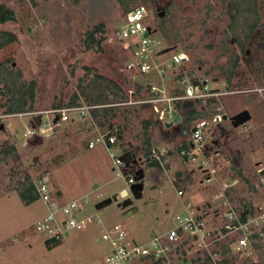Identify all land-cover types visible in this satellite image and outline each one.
<instances>
[{"label": "rangeland", "instance_id": "1", "mask_svg": "<svg viewBox=\"0 0 264 264\" xmlns=\"http://www.w3.org/2000/svg\"><path fill=\"white\" fill-rule=\"evenodd\" d=\"M230 1L0 0L16 17L15 21L0 24V30L17 37V42L0 50V64L6 63L11 71L19 70L22 82L36 83L33 110L66 105L75 94L80 96L77 103H90L87 97L99 92L106 102L124 101L129 98V91L134 90L136 71L128 64L134 57L129 46L138 38L123 41L117 33L127 13L145 5L153 37L161 49H171L155 61L185 54L188 60L169 71L176 69L178 75L190 81L208 80L211 87L227 92L216 103L186 101L182 113L196 111L201 117L171 131L153 124L149 128L151 143L166 147L189 140L192 129L203 124L205 145L194 158H185V172L196 171L191 174L193 181L187 183L185 196L193 195L197 205L204 204L201 210L205 213H211L210 209L225 212L230 208L240 214L255 213L259 207L264 211L260 175L264 164V0H257L259 26L247 45V52L239 53L238 68L229 83L225 74L234 49L238 50L227 30ZM89 33L103 39L101 51L86 48ZM145 79L168 91L182 88L174 80L161 81L156 73L145 75ZM113 84L122 89L125 98ZM9 98L4 84L0 85V115L6 114ZM245 110L251 115L246 123L249 130L243 125L234 127L230 121ZM217 114L228 119H218ZM151 119V112L135 106L116 108L100 118L103 130L119 129L122 149L132 145L134 159L128 171H138L136 184L142 187V193L137 195L113 169V159L104 146L87 148V141L97 134L91 131L88 121L64 123L47 140L37 137L26 141L23 134L29 118H15L9 124L0 120V264H108L106 259L112 245L102 237L104 226L122 224L139 239L169 229L172 218L184 214L186 207L183 212L165 214V207L174 206L181 198L178 195L181 183L173 181L178 180L179 171L175 159L170 158L162 175L142 172L149 167L147 161L143 164L138 161L146 159L143 124ZM11 147L15 151L6 154ZM122 149L114 146L111 153L119 155ZM187 150L190 152L191 148L188 146ZM160 176L164 179L154 182V177ZM26 177L48 181L53 189L62 192L63 201L79 200V217L94 216L96 220L91 225L85 223L83 230L71 231L58 246L49 247L45 236L36 232L37 224L47 216L46 205L38 200L26 206L19 197ZM207 177L213 178L210 183L205 181ZM123 190H130L128 198L133 200L132 205H119L124 201L120 197L111 201ZM261 238L242 262L264 264V238Z\"/></svg>", "mask_w": 264, "mask_h": 264}, {"label": "built area", "instance_id": "2", "mask_svg": "<svg viewBox=\"0 0 264 264\" xmlns=\"http://www.w3.org/2000/svg\"><path fill=\"white\" fill-rule=\"evenodd\" d=\"M149 10L145 5H140L129 11L125 23L119 29L117 35L120 40L137 37L138 41L130 44L134 57L128 63L135 69L134 82L142 86L140 94L134 90L129 91V98L124 101H110L106 103H77L75 105L54 106L46 110H27L25 112L6 113L0 115V120L9 124L15 118H29L23 138L31 141L35 138L49 139L55 135L64 123L75 124L88 121L91 131L96 135L87 141V148L92 150L97 146H104L113 159L114 170L120 178L126 179L128 185L136 183V174L128 171L130 163L134 159V150L130 144L128 149H122V134L117 127L108 131L101 127L100 118L111 113L112 110L122 106H135L141 110L152 113L151 126L159 124L166 129V124L174 122L178 114V103L183 101H218L227 95L223 89L210 86L208 80L202 81L178 75V71H169L174 65H182L188 60L185 54H173L169 60L156 62L164 51L159 47V42L153 37L154 31L147 23ZM133 46H135L133 48ZM158 47V48H156ZM156 73L161 81L174 80L179 82L181 89L169 90L157 84L147 83L145 75ZM166 76H168L166 78ZM134 84V85H135ZM39 117L38 121L35 120ZM218 119L223 120V115L217 114ZM57 119V121H56ZM203 124L194 127L191 151H182V156L194 158L204 146L205 132ZM150 128V127H149ZM249 130V127H245ZM119 145L122 153L114 155L111 148ZM131 154V155H130ZM130 155L129 162L124 161V156ZM138 159L140 164L145 161L157 163L161 169L166 170L170 163V150L166 147H152L149 157ZM123 168V169H122ZM264 164L261 165V171ZM260 171V172H261ZM213 178L207 177L210 183ZM39 200L47 207V216L36 226V232L45 236V242L50 245L60 244L73 230H83L86 224H93L94 216L87 219L79 217L81 205L79 200L63 201V194L58 195L57 190L45 180H31ZM178 183L177 179H173ZM264 186V175H261ZM223 186V185H222ZM227 188V186H224ZM126 192V194H124ZM130 190L121 191L113 200L118 201L128 198ZM178 195H184L183 190H178ZM120 202L119 205L124 203ZM207 207L210 209V204ZM211 210V209H210ZM258 208L257 212L237 213L230 208L222 216L215 215L207 219L205 215L198 214L191 205L186 207L184 214H177L171 220V226L166 231L155 233L144 239L133 237L122 224L111 227L104 226L102 237L109 240L112 250L106 259L108 264H245L242 258L249 254L254 243L264 238V211ZM96 217H98L96 215ZM88 222V223H87Z\"/></svg>", "mask_w": 264, "mask_h": 264}, {"label": "trees", "instance_id": "3", "mask_svg": "<svg viewBox=\"0 0 264 264\" xmlns=\"http://www.w3.org/2000/svg\"><path fill=\"white\" fill-rule=\"evenodd\" d=\"M258 6L257 0H231L228 4V14L230 16V23L228 25V31H230V35L234 37V43L238 47V50L234 49V57L229 61V69L225 74L227 81L230 83L235 70L238 68L239 64V53L243 54L247 52V45L255 33L256 28H258L260 23V16L258 14ZM15 12L8 8L4 4H0V24H6L7 22L15 21ZM98 28L97 30H99ZM229 35V32H227ZM175 39V38H174ZM229 39V37H228ZM177 40V39H175ZM17 42V37L15 34L9 31L0 30V50ZM103 39H96L94 37V33H89L88 42L86 43L87 49L97 48L98 50H102ZM19 77V78H16ZM21 72L19 70L11 71L6 63L0 64V85L4 84L7 94L10 96L9 100L6 103V113H17V112H25L27 110H33L34 102H35V82H22L21 81ZM19 82V83H18ZM135 86L136 94H140L143 87L138 85ZM109 87V85L107 86ZM114 89L118 92H122V98H125V93L122 89L113 84ZM115 97H118L116 95ZM80 96L75 94L69 101V105L77 104ZM90 103H106L101 93L99 92L96 96L87 97ZM194 102V101H193ZM201 115L196 111H190L186 113L185 121L190 123L191 121L200 118ZM151 126L150 120L144 121L143 128L146 132L145 135L149 134V127ZM172 129H168L167 131H171ZM164 142V141H163ZM147 146L145 147V156L149 157L150 151L152 147H159V145L152 144L149 137H147L146 141ZM15 151L12 147L6 152V154H11ZM150 167L159 168L157 163H148ZM20 200L24 203V205L28 206L32 203H35L39 200L37 193L35 192L34 185L29 177H26L25 181L21 184V188L19 191ZM245 213H248L246 211ZM244 213V214H245ZM46 244L50 246L48 242ZM59 244L55 245L58 246Z\"/></svg>", "mask_w": 264, "mask_h": 264}, {"label": "crops", "instance_id": "4", "mask_svg": "<svg viewBox=\"0 0 264 264\" xmlns=\"http://www.w3.org/2000/svg\"><path fill=\"white\" fill-rule=\"evenodd\" d=\"M170 81H172V80H170ZM178 90H179V88H178ZM186 101H183V102H180V103H178V114L179 115H181V118H182V120H181V122L180 123H178V124H176V125H178V127H176V125H174L173 127H171V128H169V129H174V128H179V127H181V126H185L186 125V121H185V119H186V113H185V115L182 113V109H183V106H184V103H185ZM195 102H197V103H200V102H202V103H204L203 101H195ZM215 103H216V101H214ZM214 103V104H215ZM182 122H184V123H182ZM192 122V121H191ZM182 123V124H181ZM244 127H246L247 126V124H244L243 125ZM164 130H168V129H165V128H163ZM194 129V128H193ZM193 129H192V132H191V138L189 139V140H186V139H184V140H181L178 144H175V143H172L171 145H164V146H166V147H169V150H170V158H172V159H175V161L178 163V183H181L180 185L178 184V187H180L179 189H182L183 190V192H184V195H182L181 196V198L178 200V202L174 205V206H168V210L166 209V207H165V210H166V212H165V214H166V216H168V215H170L171 214V211H176V212H178V211H180V212H183L184 210H185V207H187L188 205H191L193 208H194V210L199 214H203V215H205L206 216V218L207 219H209L208 218V216L210 215L211 217H212V210H209V208H208V210L209 211H211V213L209 212L208 213V211H207V213H205L203 210H201L202 208H204L203 206H204V204L201 206V205H197V204H199L198 202H197V200L194 198V196L193 195H191V196H185V194H186V192H187V188H188V185H187V183H189V182H192L193 181V175L191 176V174H193V173H195L196 171L195 170H193V169H191L189 172H185V170H187V166H185L184 164H187V162H185V158H187V157H190V156H182L181 155V152L182 151H188L187 150V148H188V146L190 147V142L192 141V133H193ZM149 131V130H148ZM143 136H142V141H144V143H142L143 144V146H147V144H146V141H147V137H149V139L151 140L152 139V136H151V134H150V132H149V134L146 136L145 135V131H144V128H143ZM152 141V140H151ZM205 142V141H204ZM204 145H205V143H204ZM163 146V145H162ZM190 159H191V157H190ZM184 161V162H183ZM190 162H192V161H190ZM149 165V164H148ZM159 165V164H158ZM144 167H145V165H143ZM168 167V166H167ZM147 170L144 172V171H142L144 174L146 173L147 175H148V172H151V173H155V176H156V172H158L160 175H162L161 173H163V171H166V170H163V169H161V167L159 166V168H156V167H147L146 168ZM163 170V171H162ZM170 172V171H169ZM182 172H183V174H182ZM186 173H187V175H186ZM181 174H182V176H181ZM200 174V173H199ZM143 175V174H142ZM175 177V176H174ZM173 177V178H174ZM161 178H163L164 179V177L163 176H160V177H154V182H156V183H160V180H161ZM151 179H153V178H151ZM183 179H184V182H183ZM183 182V183H182ZM162 183V182H161ZM185 183H186V185H185ZM142 188V187H141ZM62 193V192H61ZM140 193H142V191L140 190ZM216 196V195H215ZM219 197H221V196H219ZM131 201H132V203H133V200L131 199ZM208 204V206H209V204H211V203H207ZM132 205V204H131ZM215 211V215H218L219 217L220 216H222V214H223V212L224 211H219V210H217V209H215L214 210ZM179 212V213H180ZM246 212V211H245ZM248 213H251V214H253L251 211H248ZM128 215H130V214H128ZM210 217V218H211ZM157 221L159 222L160 221V218H158L157 219Z\"/></svg>", "mask_w": 264, "mask_h": 264}, {"label": "water", "instance_id": "5", "mask_svg": "<svg viewBox=\"0 0 264 264\" xmlns=\"http://www.w3.org/2000/svg\"><path fill=\"white\" fill-rule=\"evenodd\" d=\"M169 51H171V49H165L162 52V54L168 53ZM227 119H228V117L225 115L224 116V120H227ZM181 120H182L181 115L177 114L176 117H175V119H174V122H171V123L166 124V129H169V128L173 127L174 125L180 123ZM250 120H251V115H250V113L247 110L242 111V112H240V113H238L235 116H233V117L230 118V121H231V123H232V125L234 127H240V126L246 124L247 122H249ZM56 121H57V119H56ZM195 130L196 129H193V132H195ZM130 155L129 156L128 155H125L124 156V161L126 163L129 162ZM260 175H264V170L260 172ZM130 189H131V191H132L133 194L137 195L140 192L141 186L139 184H136L135 183V184H133L131 186ZM124 194H126V192H124ZM58 195H62L61 191L58 192ZM131 204H132L131 199H126L124 201V203H123V207H127V206H129Z\"/></svg>", "mask_w": 264, "mask_h": 264}]
</instances>
